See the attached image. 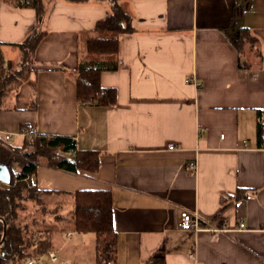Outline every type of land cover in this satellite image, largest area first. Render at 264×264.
<instances>
[{"label": "crops", "instance_id": "obj_1", "mask_svg": "<svg viewBox=\"0 0 264 264\" xmlns=\"http://www.w3.org/2000/svg\"><path fill=\"white\" fill-rule=\"evenodd\" d=\"M43 1L41 22L34 8L0 1L9 68L21 60L14 44L46 31L29 79L0 108V137L10 133L7 145L22 146V129L33 123L40 134L74 136L79 150L98 151L99 168L71 172L42 159L36 188L60 191L63 212L73 199L61 191L110 190L116 264L157 255L165 264H264V0H120L135 30L120 35L119 68L101 72L102 86L117 89L109 106L81 104L74 73L81 38L109 15V0ZM233 23L255 38L242 50L228 35ZM192 161L196 171L187 168ZM239 189L246 196L237 198ZM183 211L198 213L204 227L182 230ZM78 233L60 234L61 257Z\"/></svg>", "mask_w": 264, "mask_h": 264}, {"label": "trees", "instance_id": "obj_2", "mask_svg": "<svg viewBox=\"0 0 264 264\" xmlns=\"http://www.w3.org/2000/svg\"><path fill=\"white\" fill-rule=\"evenodd\" d=\"M0 1L14 7L34 8L38 21L44 18L43 0ZM109 5V15L97 22L91 36L81 38L74 71L81 104L109 106L117 101V89L103 87L100 75L102 71L119 68L120 35L133 32L135 26L127 2L109 0ZM231 29L228 35L239 50L244 42L255 39L248 27L233 23ZM45 35L46 31L37 27L22 42L14 44L21 49L16 68L8 67L3 50L5 43L0 41V108L12 90L29 79L37 47ZM258 116L257 140L264 145V109L258 111ZM42 159L54 168L71 172L94 173L99 168V152L79 150L74 136L39 133L26 137L22 146L0 141V163L6 164L12 174L9 184L0 181V264H25L30 257L58 249V235L70 230L95 233L96 264H116L118 243L111 191H61L73 199L72 208L63 212L66 203L55 197L60 191L40 190L32 185ZM244 196L246 193L239 189L237 198ZM227 204L223 199V208ZM146 264H165V258L157 255Z\"/></svg>", "mask_w": 264, "mask_h": 264}, {"label": "built area", "instance_id": "obj_3", "mask_svg": "<svg viewBox=\"0 0 264 264\" xmlns=\"http://www.w3.org/2000/svg\"><path fill=\"white\" fill-rule=\"evenodd\" d=\"M189 81L195 80V78H189ZM23 134L25 137H32L34 135L39 134L35 124L33 123H28L26 124L23 129H22ZM11 139V134L6 133L4 137H0V141L4 144H8ZM170 148H174V144L169 145ZM72 153H75V150L72 151ZM187 168L192 171H196L197 169V162L192 161L188 164ZM33 186H37V183L35 180L32 182ZM180 228L184 231L187 232H197L201 230L203 226V219L198 215V213H193L191 211H183L181 213V218L179 222ZM241 227H244L245 224L241 223ZM211 231L214 233L222 232L224 231L223 227H217V226H212ZM25 264H64V262L61 261V253L59 250H50L48 253L43 254V255H37L35 257H30L26 260Z\"/></svg>", "mask_w": 264, "mask_h": 264}, {"label": "rangeland", "instance_id": "obj_4", "mask_svg": "<svg viewBox=\"0 0 264 264\" xmlns=\"http://www.w3.org/2000/svg\"><path fill=\"white\" fill-rule=\"evenodd\" d=\"M67 239L64 235L63 240ZM61 235H58V246L61 245ZM95 238L92 233H78L67 241H64L61 247V261L66 264H96L95 263Z\"/></svg>", "mask_w": 264, "mask_h": 264}, {"label": "water", "instance_id": "obj_5", "mask_svg": "<svg viewBox=\"0 0 264 264\" xmlns=\"http://www.w3.org/2000/svg\"><path fill=\"white\" fill-rule=\"evenodd\" d=\"M12 180V174L10 168L3 163H0V181L9 184Z\"/></svg>", "mask_w": 264, "mask_h": 264}]
</instances>
